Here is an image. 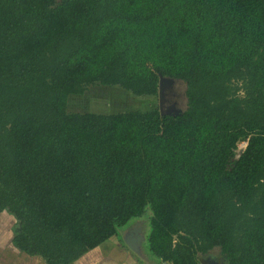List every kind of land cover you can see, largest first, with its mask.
Masks as SVG:
<instances>
[{
	"label": "trees",
	"instance_id": "obj_1",
	"mask_svg": "<svg viewBox=\"0 0 264 264\" xmlns=\"http://www.w3.org/2000/svg\"><path fill=\"white\" fill-rule=\"evenodd\" d=\"M160 76L185 84L177 115L67 110L92 85L155 96ZM147 207L164 264H264V0H0L13 246L72 264Z\"/></svg>",
	"mask_w": 264,
	"mask_h": 264
},
{
	"label": "rangeland",
	"instance_id": "obj_2",
	"mask_svg": "<svg viewBox=\"0 0 264 264\" xmlns=\"http://www.w3.org/2000/svg\"><path fill=\"white\" fill-rule=\"evenodd\" d=\"M161 92L163 104L159 109L158 93L155 96L137 97L117 87L92 85L82 96H70L67 110L77 113H113L158 108L161 114H179L185 110V84L182 81L164 78L161 81ZM244 147V142L238 145L235 158ZM150 217L151 212L147 207L141 218L133 219L126 227L120 228L118 236L110 238L72 264H164L148 249ZM0 223L5 226L6 231L3 228V232H7L9 236L15 223L12 216L3 214L0 217ZM130 237L134 239L133 243L129 242ZM203 259L206 264H210L211 260L213 264H224L217 251L209 253V256ZM43 262L38 260L39 264H44ZM33 264L36 263L33 262Z\"/></svg>",
	"mask_w": 264,
	"mask_h": 264
},
{
	"label": "crops",
	"instance_id": "obj_3",
	"mask_svg": "<svg viewBox=\"0 0 264 264\" xmlns=\"http://www.w3.org/2000/svg\"><path fill=\"white\" fill-rule=\"evenodd\" d=\"M3 214L7 213L0 212V217ZM3 228L5 229V226L0 223V264H33V262L39 264L38 260L42 259L39 257L28 256L25 253L16 249L11 242L12 232L9 236H7L8 233L3 232Z\"/></svg>",
	"mask_w": 264,
	"mask_h": 264
},
{
	"label": "water",
	"instance_id": "obj_4",
	"mask_svg": "<svg viewBox=\"0 0 264 264\" xmlns=\"http://www.w3.org/2000/svg\"><path fill=\"white\" fill-rule=\"evenodd\" d=\"M164 80L163 77H159V89H158V101H159V109L161 108L162 104H163V96H162V92H161V81ZM178 113H176L177 115ZM243 151V150H242ZM134 239L132 237L129 238V242L133 243Z\"/></svg>",
	"mask_w": 264,
	"mask_h": 264
},
{
	"label": "flooded vegetation",
	"instance_id": "obj_5",
	"mask_svg": "<svg viewBox=\"0 0 264 264\" xmlns=\"http://www.w3.org/2000/svg\"><path fill=\"white\" fill-rule=\"evenodd\" d=\"M213 263H214L213 261L210 262V264H213Z\"/></svg>",
	"mask_w": 264,
	"mask_h": 264
}]
</instances>
